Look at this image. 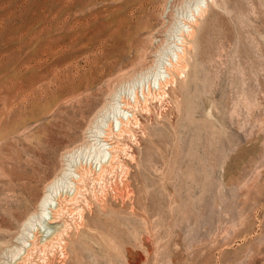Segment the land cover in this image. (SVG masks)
<instances>
[{
    "label": "rangeland",
    "instance_id": "obj_1",
    "mask_svg": "<svg viewBox=\"0 0 264 264\" xmlns=\"http://www.w3.org/2000/svg\"><path fill=\"white\" fill-rule=\"evenodd\" d=\"M167 2L0 0V264L62 151L84 140L117 88L130 102L137 92L140 125L135 139H122L116 168L126 172L95 184L108 185L106 202L85 210L89 237L64 263L264 264V0H208L182 73L160 89L147 78L126 84L152 59H167L177 33L176 23L163 32ZM191 2L177 5V21ZM74 96L85 99L82 113L52 145L44 174L26 184L34 138L55 130ZM50 255L60 264L58 252Z\"/></svg>",
    "mask_w": 264,
    "mask_h": 264
},
{
    "label": "bare ground",
    "instance_id": "obj_2",
    "mask_svg": "<svg viewBox=\"0 0 264 264\" xmlns=\"http://www.w3.org/2000/svg\"><path fill=\"white\" fill-rule=\"evenodd\" d=\"M184 1L185 0H168L167 2L169 3V9L166 12V17L168 18L164 25L163 32H169L175 23L174 26L176 28L174 27V31L177 32L174 35H172L173 33L171 34V37L176 36L174 38L172 37L174 41H172V43L170 42V45L168 44L169 53H166V51L164 52L167 54V59H152L150 64L146 65L145 68L137 70L130 79L126 80V84L132 83L131 85H133L134 81L141 83L143 78H147L153 82L154 87L156 86L160 89L164 85L174 81V75L176 73H182L179 72L183 69L182 66L191 61V54H186L184 46L187 45L188 41H192L190 38H192L193 27L206 9L208 0H191L192 2L191 5L188 6V10L185 13L182 12L183 16L181 17L183 20L181 19L182 22H180L175 19L176 16H174V10L177 8L178 4H181L182 7V2ZM164 46V42L162 41V43L156 48L157 50H155V52L158 54L161 53L159 52L161 50L160 48H163ZM189 49L193 50L191 48ZM147 79L146 81L148 82ZM122 86L123 85L121 84L118 87L122 88ZM130 86L128 89L133 88V86ZM185 86L186 81L182 84V87ZM148 89L149 84L147 86V90ZM123 91L124 90H120L119 88L114 90V93L110 95L109 99L107 101L105 100L106 103H102V106L93 113L88 125L85 127L83 135L84 140H81L82 142H80V144L69 150H67L66 147L65 151H62L61 149L64 153L59 155L61 157L63 156L64 159H62V163L59 164V170L56 169L57 172L51 176V179L48 178V181L43 185V191H41L42 193L40 194L39 199H37L38 201H36V205L34 204L35 208L25 215V218L21 221L19 228L14 235L15 242L10 244V247L6 249V251H8L6 253H8L7 257L9 260L7 264H51L53 261L52 256L50 255L51 252L53 253V256L54 252H58L59 262L58 260L57 262L63 264L70 254L72 255L73 253L75 255L78 252L83 239L89 237L90 225L88 224L84 212L85 210H87L88 213L91 212V203L93 202V204H95L94 206L101 210V205H103L101 204V201H105V189L108 188L107 185L106 188L103 187L100 190V188L104 186L102 185L99 186L100 188L95 189V184L101 185L106 181V176H108V174L112 176L111 173H114L116 168L118 169V167L122 166L123 160L120 156L125 148L122 147L120 143H122L121 141L125 135H128L129 137L133 136V139H135L133 128L140 125V123H138V117L135 115V110H137L136 104H138L135 100V98H137V92H133V99L130 102L127 99H122ZM139 92H141V98L145 100L147 94L145 93L146 91H143L142 86L141 91ZM76 93L77 92H75V94ZM129 93L130 92H128V94ZM151 93L154 95V92ZM151 93L149 92V94ZM149 94L148 96H150ZM76 96L78 97L77 94ZM128 96L129 95H127V97ZM74 100V102L72 101V107H70L71 113L67 115L68 117L66 116L54 124L55 130L49 131L45 140L44 133L43 135L34 138L36 148L32 154L36 157V161L34 160L30 162L23 171L25 175H22V177L26 184L36 181L44 174V165L47 163V158L50 154L52 145L56 144V141H59L61 135L70 131L74 127L78 109L81 114L85 99L75 97ZM140 108L143 109V106L141 105ZM145 112H148V110ZM66 114L68 113L66 112ZM127 138L128 137H126V139ZM44 141L46 143L45 146ZM124 146L126 147L127 145ZM129 156L128 158L130 159H128V161H132L133 159ZM61 157H58L59 160ZM120 170H117V172ZM119 174H121V172H119ZM114 178L113 183L115 182ZM110 180L108 179V181ZM126 180L128 179L126 178ZM120 181L123 184L122 180L116 182L120 183ZM113 183L112 185L115 186L116 184ZM114 186L111 188L113 189ZM115 192L119 193L117 190L113 191V193ZM107 193L109 192L107 191ZM112 196L114 197L113 194ZM36 250H38V258L36 259L41 260L38 261L34 258L35 262L33 261V263H31L34 251Z\"/></svg>",
    "mask_w": 264,
    "mask_h": 264
}]
</instances>
